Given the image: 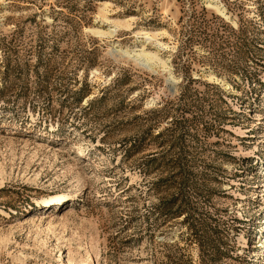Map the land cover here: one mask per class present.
<instances>
[{
    "label": "rangeland",
    "instance_id": "374dc122",
    "mask_svg": "<svg viewBox=\"0 0 264 264\" xmlns=\"http://www.w3.org/2000/svg\"><path fill=\"white\" fill-rule=\"evenodd\" d=\"M0 264H264V0H0Z\"/></svg>",
    "mask_w": 264,
    "mask_h": 264
},
{
    "label": "bare ground",
    "instance_id": "6f19581e",
    "mask_svg": "<svg viewBox=\"0 0 264 264\" xmlns=\"http://www.w3.org/2000/svg\"><path fill=\"white\" fill-rule=\"evenodd\" d=\"M105 12V11H104ZM106 16V15H104ZM99 19V18H98ZM100 21H101V25H106V26H109L110 28L106 31V32H100V31H97V34L99 35H112L113 33H115V29L120 26V25H117L114 21L106 18V17H101L100 18ZM127 22V21H126ZM128 24V23H127ZM112 25V26H110ZM114 26V27H113ZM127 26V25H126ZM111 27L113 29H111ZM125 27V26H124ZM127 28V27H126ZM137 35L139 36H142L143 39L146 41H153V37L150 36L149 34L147 33H138ZM157 36V35H156ZM154 43V42H153ZM155 46L158 48V49H164L165 47H163V45L161 43H158L157 41H155ZM126 56L130 57V58H134L135 61L137 60L139 63L141 64H145L147 65V67L150 66V61L151 60H158L157 57L155 55H150V54H147V53H144L143 50H135V51H132V52H123ZM122 53V54H123ZM158 62V61H156ZM160 64V63H159ZM144 65V66H145ZM151 67V66H150ZM68 199V196L67 195H59L56 199L57 200H60V201H63V200H67ZM50 203V200H42V204L46 205V204H49Z\"/></svg>",
    "mask_w": 264,
    "mask_h": 264
}]
</instances>
